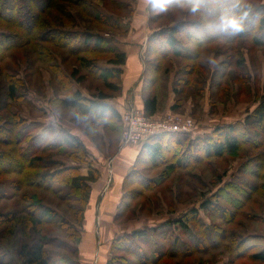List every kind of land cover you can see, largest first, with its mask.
<instances>
[{"label":"trees","instance_id":"16d2710c","mask_svg":"<svg viewBox=\"0 0 264 264\" xmlns=\"http://www.w3.org/2000/svg\"><path fill=\"white\" fill-rule=\"evenodd\" d=\"M245 1L148 0L146 10L152 14V23L160 21L162 13L168 9L180 11L181 6H188L196 18L173 26L167 25L159 30L151 28L153 31L148 37L145 53L154 55L156 60L149 61L147 55L143 57V83L146 89L142 96V110L146 116H153L157 111V98L151 92L159 80L162 69L160 64L165 58L186 63L184 67H178L175 73L177 79L173 91L178 94L191 83L189 77L203 67V64L197 65V62L213 43L223 41V44L232 45L241 40L256 47L264 46V4L254 5L251 1ZM101 2L105 11L114 9L110 12L114 14H111L113 17L123 14L128 18L133 13L132 3L135 0ZM158 12L160 15H154ZM81 21L87 25L82 26ZM107 30H112L115 35H124L117 19H108L85 0H0V242L16 238L14 252L22 264H78L84 211L91 185L100 175L98 169L86 163L87 152L73 135L64 130L55 133L51 127L41 134H32L36 132L37 125L25 121L19 115L18 106L27 101V93L23 90L22 80L16 76V69L18 64H29L33 59L43 63L50 77L52 93L47 100L51 108L62 106L72 110L77 117L114 122L123 128L120 115L107 102L111 98L109 93L120 91L119 84H114L111 79H119L126 57L113 40L103 36ZM35 32L39 39H32ZM179 35L186 43L179 39ZM24 49L27 50L22 52ZM57 50L62 53L55 54ZM104 55L109 57L106 63L112 66L106 75L97 64L104 59ZM57 56L60 57L59 61ZM44 58L49 61L44 62ZM69 58H72V62L68 61ZM66 64L71 65V68L68 69ZM89 77L100 79L106 93L85 96L80 89L73 88V82L82 84ZM25 78L26 85L31 86L33 81H29L27 75ZM44 134L52 136V141L48 142ZM263 137L264 99L242 122L218 127L212 137L194 141L182 134L153 136L141 144L134 161L136 164L140 157H145L144 160L151 166L164 165L166 176L168 172L187 169L202 160L232 155L240 146L246 145L256 150L263 148V152L246 159L230 181L223 183L218 180L217 186H222L212 195L214 201L202 204L204 210L211 206L217 207L220 211L219 219L230 227L229 231L220 229L219 232H213L207 225H199L207 232L210 246L224 244L229 255L227 264H238L241 260L264 264V177H260L264 174ZM45 142L46 145H43ZM58 151L68 153L70 165L44 156L48 152ZM81 163L88 165L83 175L78 167ZM26 175L30 177L28 180ZM127 178L131 185L139 189L128 191L126 197L122 194L114 216L117 224H120L126 211L131 208L130 201L150 192L153 189L149 187L151 182L157 183L155 179L136 175L131 169L122 181V188ZM26 188L48 193L57 201L58 206L48 203L41 194L38 197L31 191L25 192ZM8 190L11 192L8 193ZM221 200H225L226 206L218 203ZM189 214L195 219L197 210L192 209ZM66 215L72 223L64 219ZM186 222L183 219L165 221L156 231L171 228L175 224L191 237L187 227L191 221L188 219ZM253 223L257 230L250 227ZM152 232L154 230L150 229ZM146 236L144 229L123 232L111 242V253L123 250L131 255L132 245L136 241L145 240ZM65 239L68 242H63ZM164 240L168 253H160V259L171 260L177 256L184 259L190 256L186 250L188 242ZM195 243L200 244V241L195 239ZM65 251L70 254L69 257L64 255ZM133 255L134 262L126 261L124 264H154L150 259L141 260L145 256L135 250ZM110 263L112 259L107 262ZM0 264L8 263L0 260Z\"/></svg>","mask_w":264,"mask_h":264},{"label":"rangeland","instance_id":"374dc122","mask_svg":"<svg viewBox=\"0 0 264 264\" xmlns=\"http://www.w3.org/2000/svg\"><path fill=\"white\" fill-rule=\"evenodd\" d=\"M85 1L97 7L108 19L118 20L122 32H124L123 36L118 34L115 35L112 30H107L103 33L106 39L110 41L113 40L114 45H116V42L120 38L126 37L128 33L127 28L132 27L128 24L130 22L129 20L133 17L141 18L140 20L136 18L138 19L137 23H141L142 26H144L143 22L148 14V26L153 30H159L162 29L161 27L167 25L173 26L178 22L196 18L189 10L188 6H181V8H179L181 9L180 11H173L171 8L168 9L162 13L163 16L160 21L152 23L150 22L152 14L150 15L148 10H146L148 0H135V2L132 3L133 13L130 17L125 18L123 14H119L116 16L118 18H116L112 16L114 14L110 13L114 11V9L111 8L112 11L109 10V12L105 11L101 0ZM250 1L254 5L260 3L264 4V0H246L245 3ZM154 15L160 14L158 12ZM80 24L82 26L87 25L84 21H81ZM32 39H39L37 32L32 34ZM179 39L182 40L183 43H186L181 35H179ZM147 41L146 47L148 45ZM223 43V41H219L206 48L207 50L204 51L197 62V65L198 63L203 64L204 69L202 70V67L198 72L190 76L189 80L191 79V83L184 86L178 94H174L173 91L175 87L174 81L177 79L175 73L178 71V67H184L186 63L169 57L162 60L160 64L162 69L159 80L151 92V94L157 98V111L153 116L146 117L154 122H160L167 118L180 120L178 122L190 120L193 126L192 132L182 135H188L189 139L196 141V139L212 137L216 128L226 127L239 121L242 122L250 113H253L257 105L264 99V46L256 47L251 43L241 40L235 41L232 45ZM26 50L27 49L21 51L25 52ZM57 53L60 54L62 51L57 50L55 54ZM146 55L147 53L144 52L143 56ZM59 56H57L58 61L60 60ZM107 58L109 57L104 55V59L97 63L100 71L102 70L105 75L112 67L106 63ZM69 59L68 61L72 62V58ZM146 59H149V61L156 60L155 56L150 54L146 56ZM33 60H31L29 64H18V68L16 69V76L18 79L22 80L23 90L27 93V101L18 106L20 117L31 124L34 123L37 125L36 132L32 134H41L43 131L47 130V128L51 127L55 133L59 130H64L73 136L74 134L79 136L84 143L79 141L87 152L86 163L93 165V167L99 171L100 177L97 180L99 185H102L104 183L103 179H106L107 186L105 191L108 192L110 190L111 192V189L115 191L112 186L113 172L115 173L117 170L125 167L126 164H129L126 156L127 154H124L125 150H122L121 153L118 154L120 148L125 147L121 142L122 126L120 128V126L118 127L114 122L96 120L92 117H77L72 110L62 106L51 108L47 100L50 93H52L49 84V73L46 70L47 67L43 63L35 60L34 63H32ZM48 61V58H44V62ZM66 65L68 69L71 68V65ZM164 71H167V73ZM26 75L29 81H33V83H30L31 86L29 84L26 85ZM121 75L122 73L119 75V79L114 78L111 79V81L114 84L117 83L120 85ZM97 76L99 77V73ZM37 86L38 89H36ZM72 86L74 89L83 88L88 90V96L99 92L106 93L100 79H92L91 77L82 84L73 82ZM109 94L111 97L110 99H115L121 96L122 90L120 89L117 93ZM124 112L120 114V119ZM170 134L176 135L177 133ZM44 136L46 135L44 134ZM45 139L50 142L53 138L52 136H46ZM215 139L217 140V138ZM43 145H46V142ZM128 146H132L134 149L139 148L140 151L141 144ZM130 151H132V149H130ZM260 151L263 152V148L260 147L256 150L246 145L240 146V149L232 155H224L220 159L211 158L202 160L191 165L187 169H176L172 172H168L166 176L164 175L166 169L164 165L151 166L150 163L144 160L145 157H140L139 161L135 164V157L134 161H130V163H132L130 165V171L131 169L134 170L136 175H142V178L145 179H155L157 183L151 182L149 187L153 189H150V192H146L140 198L130 201L131 208L126 211L125 217L120 222L118 232L125 230L130 233L136 229H144L147 232V236L145 240L136 241L132 245L133 250L131 251V255L124 253L123 250H117L112 254L110 245L107 262L110 259H112V263L110 264H124L126 261L134 262L133 254L135 250L139 255L142 254V256H145L144 258L142 257L141 260L147 261L150 259L154 261V264H227V257L229 255L224 244L220 243V246L217 244L210 246L207 240V232L205 233L204 228L199 225H201L200 223L207 225L213 232H219L220 229H227L229 231L230 227L228 228L226 226L224 220L219 219L220 211L219 209L217 210V207L211 206L207 210H204L202 209V204L214 201L212 195L217 191L218 187L222 186V184L217 186L218 180H221L223 183L230 181L231 176L238 172L240 165L243 164L246 159L255 157ZM89 153L94 154V156H91ZM44 156L51 157L53 160L64 164H71L68 153L64 151L48 152ZM86 163H81L78 166L80 167L79 169L82 175L86 173L88 167ZM130 171L126 173H130ZM260 177H264V174ZM29 178V175H26V179L28 180ZM248 179L251 180L252 178ZM262 181L264 183V178ZM122 183L119 200L123 197L122 194L126 197L125 193L137 190L138 188L134 184L131 185L128 178L126 179L124 188H122ZM24 191H31L38 197L41 194L48 203L58 206L57 201L44 191H33L27 188ZM10 192L8 190V193ZM218 203L226 206L225 200H221ZM0 204H2L1 201ZM62 208L63 207H61V209ZM192 209L197 210L195 219H192L191 214H189V211ZM64 219L72 223L67 215ZM177 219H183L185 222L190 219L191 222H188V225H186L189 229L188 231L191 233V237H189L187 233L184 234L175 224L172 225L171 228H163L156 231L165 221L172 222ZM250 227H253L255 230L258 229L254 223L253 225L251 224ZM150 229H153L154 232L150 233ZM96 230L97 229H95V231ZM82 233L81 228V236ZM238 233L241 234L242 232ZM57 235L62 236L61 233H57ZM114 235H112L111 238L114 239ZM166 238L168 242L174 240L188 242V249L186 250L190 256L184 259L179 256L173 257L171 260L167 258L160 259L159 257L161 254L168 253V247L164 240ZM15 239L16 238H11L3 241V243L0 242V260L5 263L22 264L21 259L18 258L14 252L17 246ZM195 239H198L200 244L195 243ZM63 242L68 241L65 239ZM138 245L141 246V248H139ZM64 255L70 256L66 251ZM238 264L254 263L241 260Z\"/></svg>","mask_w":264,"mask_h":264},{"label":"crops","instance_id":"0c3cea01","mask_svg":"<svg viewBox=\"0 0 264 264\" xmlns=\"http://www.w3.org/2000/svg\"><path fill=\"white\" fill-rule=\"evenodd\" d=\"M148 17V14L146 18L144 17V26H142L141 23H137V20L141 19L139 17H133L129 20L130 22L128 24L132 27L127 28L128 33L126 37L120 38L116 42V46L124 52L126 57L125 63L121 67L122 75L119 85L122 94L118 98L108 100L107 103L112 106L119 115L131 107L143 109L142 96L146 89V85L143 83V54L146 49L148 36L153 31L150 26H148ZM80 90L83 92V95L87 96V90L83 88H80ZM74 136L83 142L79 136L75 134ZM130 149H132V151H130ZM122 150H125L124 154H127L126 156L129 164H126L125 167L117 170L115 173L113 172L112 186L115 191L112 189L111 192L110 190L108 192L105 191L107 186L106 179H103L104 183L102 185H99L98 181L91 185V193L82 222L83 233L81 236V243L78 247L79 264H106L109 248L113 239L111 236L115 234L114 236L116 237L123 232H127L125 230L118 232L120 226L114 222V216L119 204L122 180L128 174L126 172L130 171V165L132 164L130 161H134L139 148L134 149L132 146L125 145V147L120 148L118 154H120ZM91 156H94V154H91ZM95 229L97 230L95 231Z\"/></svg>","mask_w":264,"mask_h":264},{"label":"built area","instance_id":"2783aa9c","mask_svg":"<svg viewBox=\"0 0 264 264\" xmlns=\"http://www.w3.org/2000/svg\"><path fill=\"white\" fill-rule=\"evenodd\" d=\"M178 121L180 120L167 118L160 122H154L146 117L142 109L133 107L121 115L123 125L121 142L124 145H140L156 135L192 132L193 126L190 120Z\"/></svg>","mask_w":264,"mask_h":264}]
</instances>
